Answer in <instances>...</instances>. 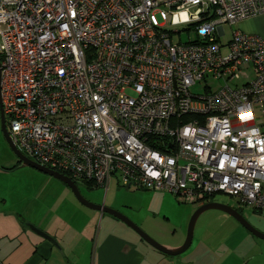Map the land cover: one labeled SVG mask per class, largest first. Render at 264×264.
Instances as JSON below:
<instances>
[{
    "label": "built area",
    "instance_id": "2783aa9c",
    "mask_svg": "<svg viewBox=\"0 0 264 264\" xmlns=\"http://www.w3.org/2000/svg\"><path fill=\"white\" fill-rule=\"evenodd\" d=\"M261 13L264 0H0L8 135L92 185L264 211V37L232 26ZM179 24L195 37L172 40Z\"/></svg>",
    "mask_w": 264,
    "mask_h": 264
},
{
    "label": "crops",
    "instance_id": "0c3cea01",
    "mask_svg": "<svg viewBox=\"0 0 264 264\" xmlns=\"http://www.w3.org/2000/svg\"><path fill=\"white\" fill-rule=\"evenodd\" d=\"M236 25L243 32L264 37V13L243 18ZM4 172L0 169V178ZM113 177L109 178L105 187L102 186L104 190L109 188ZM114 183L119 185L116 179ZM145 190L151 191V198L157 194L161 197L166 192ZM8 191L9 196H0V264H235L228 257L234 259L248 254L247 248L227 246L219 241L209 245L198 238L196 244L188 245L180 253L167 254L148 244L118 218L89 208L78 200L79 204L76 202L74 205H79L76 210L82 215L78 214L75 218L55 212L33 219L28 216L29 212L20 198H12ZM95 202L105 204L103 200ZM147 210L151 212L148 218H151L152 224L155 223L151 234L160 243L174 247L182 242V235L177 236L178 233L174 232L170 235L163 230L169 223L165 213L149 206ZM26 222L45 231L55 242L29 229Z\"/></svg>",
    "mask_w": 264,
    "mask_h": 264
},
{
    "label": "rangeland",
    "instance_id": "374dc122",
    "mask_svg": "<svg viewBox=\"0 0 264 264\" xmlns=\"http://www.w3.org/2000/svg\"><path fill=\"white\" fill-rule=\"evenodd\" d=\"M232 26L234 28L238 27L236 23ZM175 27L178 31L172 33V40L186 41L195 37L192 29L183 28L184 25L182 24ZM222 39L226 41L227 34ZM225 50L226 48L222 47V53ZM222 82L221 79L211 80L209 84L211 89H213ZM190 89L198 93L203 91L200 83L191 85ZM0 169L5 170L4 175L0 178V196H9V189L12 198L14 196L20 198L27 212H29V217L34 219L41 215H50L57 212L61 215L75 218L76 215L81 214V211L77 212L76 210V206L79 205H74L78 201H76L77 199L71 189L60 179L32 165L20 163L4 140L1 131ZM114 178H111L109 188L104 190L100 185H91L89 187L84 181L72 177L79 192L84 197L92 201L103 200L105 205L114 207L128 216L156 240L157 238L151 234L155 223L152 224L151 218H148L151 212L147 210V207L149 206L150 209L165 213L169 223L165 224L163 230L170 235L173 232L174 234L178 233L177 236L182 235L183 240L188 218L201 202L178 201L172 193L167 191L161 197L157 194L151 198V195H149L151 193L150 190L116 185L114 183L116 178ZM209 199H215L235 206L252 226L264 232L263 211H256L249 205L238 206L236 197L226 193H214ZM81 208L79 207V210H82ZM197 238L209 245H215L219 241L220 244L224 242L227 246L247 248L248 254L243 257L234 259L228 257V260L235 264H241L242 262H244L243 264H264V239L251 234L236 219L220 209L207 208L196 216L190 244H196ZM157 241L160 242L159 240Z\"/></svg>",
    "mask_w": 264,
    "mask_h": 264
},
{
    "label": "water",
    "instance_id": "95a60500",
    "mask_svg": "<svg viewBox=\"0 0 264 264\" xmlns=\"http://www.w3.org/2000/svg\"><path fill=\"white\" fill-rule=\"evenodd\" d=\"M0 131H1V134L4 138V140L6 141V143L10 147V149L13 151V153L17 156L20 163L32 165L35 168L60 179L62 182H64L71 189L75 198L80 203H82L83 205H85L89 208L96 209L100 212H106V213L113 215L114 217L118 218L119 220L124 222L126 225H128L130 228H132L148 244L152 245L153 247L157 248L158 250H160L164 253L177 254V253H180L181 251H183L186 247H188V245L190 244V241H191L192 229H193V224H194L195 218L202 210L207 209V208H216V209H220V210L226 212L227 214L232 216L234 219H236L242 226H244V228L246 230H248L251 234H253L254 236L259 237L261 239H264V232L257 229L256 227L252 226L234 206H232L226 202H222V201H218V200H206V201L199 203L195 207V209L192 211V213L190 214L188 221H187L185 235H184L182 242L180 244H178L177 246L168 247V246L158 242L156 239H154L150 234H148L146 231H144L136 222H134L132 219H130L128 216H126L125 214H123L119 210L112 208L110 206H107V205L103 204L102 202H95V201L89 200L86 197H84L79 192L75 182L73 181V179L68 174L60 172V171L52 169V168H49L43 164H40V163L30 159L26 155H24L15 146V144L12 142V140L10 139V137L8 135L7 128H6L5 123H4L3 113L1 111V105H0ZM25 224L32 231H34V232L40 234L41 236L51 240L52 242H55L54 239L52 238V236L47 234L45 231L37 228L36 226L31 224L30 222H26Z\"/></svg>",
    "mask_w": 264,
    "mask_h": 264
},
{
    "label": "trees",
    "instance_id": "16d2710c",
    "mask_svg": "<svg viewBox=\"0 0 264 264\" xmlns=\"http://www.w3.org/2000/svg\"><path fill=\"white\" fill-rule=\"evenodd\" d=\"M65 173V172H64ZM67 174V173H66ZM69 175V174H68ZM85 182V181H84ZM85 183H87V184H89V185H92L91 183H89V182H85ZM256 211H258V210H256ZM264 212V211H263Z\"/></svg>",
    "mask_w": 264,
    "mask_h": 264
},
{
    "label": "flooded vegetation",
    "instance_id": "af4514ba",
    "mask_svg": "<svg viewBox=\"0 0 264 264\" xmlns=\"http://www.w3.org/2000/svg\"><path fill=\"white\" fill-rule=\"evenodd\" d=\"M4 118V117H3ZM4 123H5V126H7L6 122H5V118H4Z\"/></svg>",
    "mask_w": 264,
    "mask_h": 264
}]
</instances>
